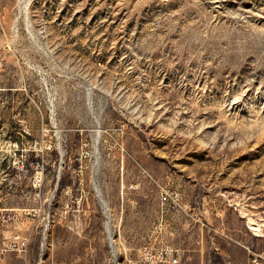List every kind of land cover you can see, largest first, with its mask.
<instances>
[{"label":"rangeland","instance_id":"374dc122","mask_svg":"<svg viewBox=\"0 0 264 264\" xmlns=\"http://www.w3.org/2000/svg\"><path fill=\"white\" fill-rule=\"evenodd\" d=\"M0 102V264H264V0H0Z\"/></svg>","mask_w":264,"mask_h":264},{"label":"built area","instance_id":"2783aa9c","mask_svg":"<svg viewBox=\"0 0 264 264\" xmlns=\"http://www.w3.org/2000/svg\"><path fill=\"white\" fill-rule=\"evenodd\" d=\"M0 106H1V102H0ZM170 192L166 191L165 193L162 194L161 199L163 202H167L170 200ZM109 209H106V212ZM107 215H109V213H107ZM108 217V216H107ZM20 222V214L17 212V210H0V224L4 225V224H11L13 226H17L19 225ZM106 227H108V234H109V238L114 239V235L111 232V228L108 225L109 223H106ZM5 241L3 243V245L0 247V257L5 254L6 252L9 251H16L18 252L20 255H26L28 253L29 250V237L28 236H24L21 233L17 232V231H13L10 234L5 235ZM162 259H170L172 261L173 264L178 263L179 257H178V253L176 255L166 252L164 255L161 256Z\"/></svg>","mask_w":264,"mask_h":264},{"label":"trees","instance_id":"16d2710c","mask_svg":"<svg viewBox=\"0 0 264 264\" xmlns=\"http://www.w3.org/2000/svg\"><path fill=\"white\" fill-rule=\"evenodd\" d=\"M60 186H62V180L60 181Z\"/></svg>","mask_w":264,"mask_h":264},{"label":"bare ground","instance_id":"6f19581e","mask_svg":"<svg viewBox=\"0 0 264 264\" xmlns=\"http://www.w3.org/2000/svg\"><path fill=\"white\" fill-rule=\"evenodd\" d=\"M252 223V222H251ZM258 228V227H255V229Z\"/></svg>","mask_w":264,"mask_h":264}]
</instances>
